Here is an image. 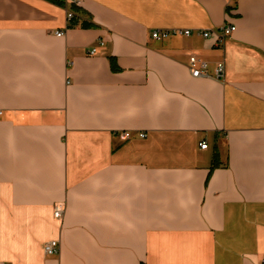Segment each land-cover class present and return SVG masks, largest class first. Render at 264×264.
Masks as SVG:
<instances>
[{"label": "crops", "instance_id": "crops-1", "mask_svg": "<svg viewBox=\"0 0 264 264\" xmlns=\"http://www.w3.org/2000/svg\"><path fill=\"white\" fill-rule=\"evenodd\" d=\"M67 4L0 0V264H264V0Z\"/></svg>", "mask_w": 264, "mask_h": 264}, {"label": "built area", "instance_id": "built-area-1", "mask_svg": "<svg viewBox=\"0 0 264 264\" xmlns=\"http://www.w3.org/2000/svg\"><path fill=\"white\" fill-rule=\"evenodd\" d=\"M226 2H229V0H225ZM81 0H74V5L80 4ZM74 17V13L72 11H67V19L68 22L71 21ZM236 30L234 26L230 25H224L219 30H155L152 31L151 36L154 40H164L167 39L170 36H180V37H191L193 35L200 36L204 39H208L211 37H215L217 41L218 46H223L225 44V41L230 38L233 34V32ZM55 35L57 37H63L65 35V32L62 30H58L55 32ZM100 45H103L101 42ZM97 53V48H92L89 52V55H95ZM189 69L191 72V75L194 78H200L203 76H207L208 73V65L205 62H202L199 60L196 56H191L189 59ZM225 76V65L223 62L219 63L215 69V78L219 81H222ZM69 83V81L67 82ZM123 140H128L132 137V133L130 132H124L122 134ZM138 137L144 138L146 137V134L139 133ZM201 149H207L208 144L206 142H202L200 144ZM54 217L58 220H61L63 217V210L57 209L54 212ZM60 252V242L57 240L50 241L45 244L44 246V254L47 256H55L58 255Z\"/></svg>", "mask_w": 264, "mask_h": 264}, {"label": "trees", "instance_id": "trees-1", "mask_svg": "<svg viewBox=\"0 0 264 264\" xmlns=\"http://www.w3.org/2000/svg\"><path fill=\"white\" fill-rule=\"evenodd\" d=\"M47 1H49V2H51V3H53V4H55V5H57V6H59V7H61V8H64V9H66L67 11H73V12H75V9H76V7L75 6H69L68 4H67V0H47ZM76 20V17H75V15H74V17H73V19L71 20V21H69V23H72V22H74ZM70 26H72V24L70 25H68V27H70ZM82 26H90L89 24H86L85 22L82 24ZM215 162H216V160H214V163L212 164L213 166L212 167H216V164H215Z\"/></svg>", "mask_w": 264, "mask_h": 264}]
</instances>
